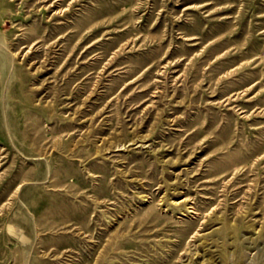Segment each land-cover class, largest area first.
I'll return each mask as SVG.
<instances>
[{"label":"rangeland","instance_id":"1","mask_svg":"<svg viewBox=\"0 0 264 264\" xmlns=\"http://www.w3.org/2000/svg\"><path fill=\"white\" fill-rule=\"evenodd\" d=\"M0 264H264V0H0Z\"/></svg>","mask_w":264,"mask_h":264}]
</instances>
